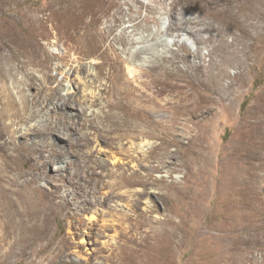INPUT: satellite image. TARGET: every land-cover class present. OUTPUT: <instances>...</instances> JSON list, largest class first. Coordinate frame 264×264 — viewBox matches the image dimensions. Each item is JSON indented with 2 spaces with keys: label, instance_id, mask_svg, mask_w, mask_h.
Returning a JSON list of instances; mask_svg holds the SVG:
<instances>
[{
  "label": "rangeland",
  "instance_id": "374dc122",
  "mask_svg": "<svg viewBox=\"0 0 264 264\" xmlns=\"http://www.w3.org/2000/svg\"><path fill=\"white\" fill-rule=\"evenodd\" d=\"M58 1L0 0V39L31 35ZM83 7L113 28L100 51L51 24L42 66L0 49V89L28 107L20 119L0 108V264H234L237 235L264 264V0ZM87 86L94 108L80 113Z\"/></svg>",
  "mask_w": 264,
  "mask_h": 264
},
{
  "label": "bare ground",
  "instance_id": "6f19581e",
  "mask_svg": "<svg viewBox=\"0 0 264 264\" xmlns=\"http://www.w3.org/2000/svg\"><path fill=\"white\" fill-rule=\"evenodd\" d=\"M63 1L65 2L63 4L58 1L50 5L51 8H50L49 15L36 18L34 22L35 28L31 35L25 37L24 39L15 38L16 37L15 35L9 39H7L6 37L1 38L0 39V49L1 48L3 49V47H6L8 45L18 46L19 49L21 50V55L24 54L27 58L32 60L31 61L32 65L37 66V67L42 66L44 65L46 57L50 58V56H48L49 53L46 51L47 50L46 46L44 43H42V41L50 42L51 37L49 35V32L45 31V29H47V26L49 24H51V26L54 25L56 28H62L65 34L67 33V31L65 30H69V31L74 30L75 38L74 36H71V37H73L78 44H81L83 47L86 46L87 48L91 50L90 52L100 51V49L102 48L101 42H103L104 36L106 37L107 35L112 34L113 28L112 26L109 25L106 27L105 31L100 29L97 25L99 23L98 16L96 15L97 11L93 12L91 9L84 8L83 6H106L107 0H63ZM250 3H251V6H257V4L260 3V0H250ZM62 6H67L66 10H64ZM87 17L92 18L91 22L85 23V20ZM235 22L236 21L231 20V19H225L223 23H226L229 26V32H233V28H235L234 26ZM85 24H87L89 28H84L86 27L84 26ZM41 28L44 29L45 32L39 31ZM79 36H80V39H79ZM68 37H70V33H68ZM128 38L129 40H131L130 37H127V30H124L121 34L116 35L114 39L116 41L124 43L128 41ZM240 38L242 37L237 36L235 37V40L237 41ZM186 41L188 42L189 40L186 39ZM40 50H43V51H40ZM41 52H44V53H41ZM0 56H3V54H1ZM199 57H201L200 54H199ZM185 59H187V57H185ZM106 63H102L103 65L99 64L98 67L101 68ZM131 71H135V69L133 68ZM106 75L108 76V74ZM44 78L45 80L48 81L49 83L48 85H50V88H53L51 83L55 81L54 78L51 77L49 74L44 75ZM151 84L158 85V86L160 85L162 87V91L163 89L172 87L170 80L161 81L157 78H154ZM64 90L66 91L67 96H68L73 93L74 86L70 82H68ZM158 93H160V90L158 91ZM93 95L94 96L96 95V91H94L92 86H87V88L83 91V95L81 96V99H79V104L76 106V110L79 111L80 113H83L85 111L91 112L95 104L94 99H96ZM0 99H1L0 108H1V105L2 107H4L5 114L8 115V117L11 116L13 118L20 119V117L22 118V112L24 113L23 116L28 114V107H27L24 97H21V100H20L21 103H19L16 100L13 92L3 87L0 89ZM36 103L38 104L37 100H36ZM19 104H21L22 107H20L21 105ZM62 105L68 106V103L65 102ZM253 124L255 125L254 130L264 131V118L256 117V119L253 121ZM34 131L35 129L28 126V127L21 129L19 136L26 137L32 134ZM59 136L64 138L65 134L60 132ZM254 137L264 140V136L260 134L259 132L254 134ZM259 148H261L260 149L261 151L259 155L260 158L258 160L260 164L262 165V167L260 168H264V149L262 147H259ZM53 159H55V157L49 156L48 158H46L45 164H51ZM5 168H16V165L14 163L8 162ZM7 211H8V214L12 216H18V215L23 214L22 211L20 210L12 211L11 207L7 209ZM226 237L227 236H225V238ZM251 240L252 239L248 236L245 237V236L237 235V237H231V238L227 237L228 243H231V250L234 251L235 253L234 258H233L234 264H255L257 262L256 257L253 254H251V251H250L253 247Z\"/></svg>",
  "mask_w": 264,
  "mask_h": 264
}]
</instances>
